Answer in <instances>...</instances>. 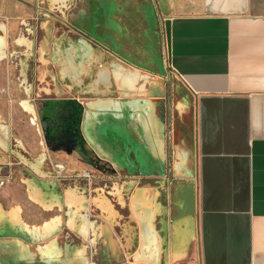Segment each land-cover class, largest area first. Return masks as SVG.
<instances>
[{
  "label": "crops",
  "instance_id": "1",
  "mask_svg": "<svg viewBox=\"0 0 264 264\" xmlns=\"http://www.w3.org/2000/svg\"><path fill=\"white\" fill-rule=\"evenodd\" d=\"M110 1L115 8H99L93 16L91 10L86 13L90 2L87 11L81 5L73 15L75 28L91 33L98 25L122 39L133 30L145 31L136 0ZM167 1L174 4L164 22L167 64L194 99L195 166L188 165L190 151L177 145L173 175L178 180L194 176L196 216L183 211L191 182H175V199L170 184L159 185L154 177L169 147L157 100L146 96L156 93L150 84L157 86V79L133 67L136 61L121 40L107 39L103 46L128 53L119 55L129 63L117 70L108 65L106 72L124 101L94 90L83 94L82 132L117 173L149 175L151 183L133 187L127 198L120 175L103 173L92 187L74 178L89 166L83 159L65 147L49 151L43 144L46 154L43 150L31 161L24 196H18L14 182L0 188V264H98L99 259L100 264H264V0ZM3 14L0 9V18ZM46 20L54 21L39 25ZM12 24L0 22V173L11 160L10 137L33 129L29 113L38 117L44 133L48 122L40 115L56 111L39 109L34 92L27 98L16 90L19 82L11 80L6 57L10 30L23 26ZM22 34L14 37L18 45L27 44ZM82 47L85 56L93 55L92 48ZM147 52L144 45L141 57ZM133 72L146 77L142 94L132 92L138 88ZM100 74L95 75L98 83ZM92 77V71L83 74L82 81L92 82ZM123 89L131 92L122 94ZM54 162L64 169L52 168ZM132 167L140 173L128 171ZM101 181L113 185L114 199L102 192ZM182 185L188 191L181 199Z\"/></svg>",
  "mask_w": 264,
  "mask_h": 264
},
{
  "label": "rangeland",
  "instance_id": "2",
  "mask_svg": "<svg viewBox=\"0 0 264 264\" xmlns=\"http://www.w3.org/2000/svg\"><path fill=\"white\" fill-rule=\"evenodd\" d=\"M56 1L57 0H0V9L4 12L3 16L0 18V22L6 24L13 23V26L18 22V24L23 26V29L21 28L19 32L15 30V27L10 30V49L7 52L6 58L10 66L8 68H10L11 71V80L19 82L16 90H18L21 95L24 94L27 98H31V94L34 92L37 97L35 101L39 104L41 100L38 98L32 72L39 23L44 19H53L56 23L61 25L64 24L69 27H75L73 15L79 13L81 5V10L87 11L86 7L89 6L88 2L92 0H60L58 3ZM106 1L109 3L107 4L109 10L106 9V11H111L116 7L110 0ZM136 1L138 10L145 18L146 28L143 32L133 30L131 36L127 35L128 40L125 45L130 49L128 53H130V55H132L131 57L136 61L134 62L136 64H132L134 68L136 67V69H138L137 67H139L143 69V71H146V73L157 75V114L167 125V135H169V147L167 148L165 162L163 167H159L160 171H157V175L153 176L155 178L158 177L157 181L159 185L163 183L170 184L171 198H175L172 192V188L178 186L174 185L175 182H191L192 188L189 195L187 193L185 197L188 190L184 185L181 186L180 193L178 194L181 199L185 197L182 199V201L185 202L183 206L185 215H193L195 217L197 213V200L195 195L196 181L193 179L194 176L192 180H178L175 179L173 175L175 166L173 156L175 151H177V145L181 144L187 151H190L191 158L188 165L193 169L195 166L194 99L187 88L183 86L180 78L167 64L164 22L167 16L173 14L174 4L169 3L167 0ZM89 10L91 9H88V12H86L87 14H90ZM91 14L92 16L94 15L93 11H91ZM100 16L98 15L97 18H90L88 22L94 23ZM103 19L104 18L101 16L99 21H103ZM79 30L100 44H104L107 39L113 40L116 37L113 35L114 33L111 34L107 32L105 28L98 25H96V32H84L85 30L80 28ZM21 33H23L22 36L26 37V45H18L14 41V37L16 35H21ZM144 45L147 46L148 52L146 53V57H141V50L144 48ZM133 53L136 54L135 57ZM150 88L152 89L153 87ZM33 119H35L34 115L29 113L28 121L33 128L32 130L30 129L26 131V133L24 131H19L16 132L17 135H15L14 138L10 137L12 148L8 155L11 157V160L6 165H1L0 188L3 187L6 182H14L17 186L19 197L24 196L25 178L33 174L31 161L46 153L43 149L40 131L37 124L33 122ZM49 162L50 160L48 158L46 165H48ZM52 168H57V170L64 169L63 166H60L56 162H54ZM86 170L91 172V180L81 176L83 171L76 172L77 175L74 178L80 179V181L86 180L89 184H92L91 186L93 187V185H96V183L101 180L100 177L103 176V173H100L98 169L92 167H88ZM120 174V179L123 181L136 179L137 185H149L151 183V179L148 177L149 175H138L127 171H120ZM166 187L168 188V185H166ZM179 195L178 199H180ZM174 198L171 204L176 202L175 199L177 196L175 199ZM174 218H177V216H174Z\"/></svg>",
  "mask_w": 264,
  "mask_h": 264
},
{
  "label": "flooded vegetation",
  "instance_id": "3",
  "mask_svg": "<svg viewBox=\"0 0 264 264\" xmlns=\"http://www.w3.org/2000/svg\"><path fill=\"white\" fill-rule=\"evenodd\" d=\"M92 1L90 2V9L93 13L99 11V8L109 10V6H107L109 3L106 0ZM130 8L133 9L132 6ZM123 9L127 10V5ZM115 36V40H121L120 43L127 44L125 43L128 40L127 34L123 36L124 39H122V36ZM83 45L92 48L94 51L93 55L85 56L79 49ZM117 51L119 54H128L126 51ZM119 54L92 40L91 37L75 27L63 25L62 27L50 28L49 24H44L38 27L35 42V58L32 64L33 82L36 85L38 98L41 100L39 109L44 108L43 111H46L47 108L56 110L53 113L50 112L45 115H40L42 121L44 120L45 123L48 122L44 133L40 132L42 143L48 147L49 151H54V149L60 150L58 146L65 147L67 151L76 153L83 159L89 165L88 167L98 169L100 173L107 175L117 174L118 176L121 175L120 172L118 174L113 165L99 156L90 144H88L82 132L85 104L81 101V97L83 94L94 90L100 95L112 97L116 103L124 101L120 97V91L117 89V82L115 83L114 78L109 77V73H106L108 71V65H112L117 70L124 67L123 65L125 63H129ZM137 68L143 71V69ZM102 70H104L103 73ZM91 71L93 76L92 82H94L92 83L85 79L82 81L83 74H89ZM98 72L103 74L102 76L100 74V78L97 77V79H100V84L97 82L95 76ZM132 76L138 80V88L132 92L134 94H142L143 89L141 84H143L145 76L138 72H133ZM96 84L99 86L98 89L94 87L97 86ZM105 86H107L106 89ZM130 92L124 89L121 90L122 94H128ZM34 96V99H37L35 93ZM38 120L36 116L33 122L37 124ZM52 146H55L53 150ZM46 158H49V153H47ZM133 170V167L128 168V171ZM134 171L140 173L141 169L138 167ZM121 183H123L122 186L125 190L124 197L126 198L129 197L131 189L138 186L136 179L131 181H123L121 179ZM99 186H103L104 191L102 192L104 194L114 199L115 195L113 192L115 190L113 189V185L102 183ZM99 186L95 187L97 192H101ZM136 242L132 245L133 247H135ZM100 261L99 259L98 264L101 263Z\"/></svg>",
  "mask_w": 264,
  "mask_h": 264
},
{
  "label": "water",
  "instance_id": "4",
  "mask_svg": "<svg viewBox=\"0 0 264 264\" xmlns=\"http://www.w3.org/2000/svg\"><path fill=\"white\" fill-rule=\"evenodd\" d=\"M49 24V26H50V28H54L55 26H57V27H62V25H60L59 23H57V24H55V22L54 21H52V20H46V21H44V22H42V24ZM148 75V74H147ZM148 76H150L151 78H156L157 79V76H153V75H148ZM150 87H153V88H155L156 89V91H157V86H152L151 84H150ZM146 96H148V97H151V98H153V99H156L157 100V93H155V94H147ZM136 107H138V106H136ZM132 111H138V108H133L132 107ZM125 141V140H124ZM124 148H125V150H126V152H127V154H129L130 153V149L128 148V142L125 144V146H124ZM161 161H162V163H161ZM164 161H165V158H162L161 160H159L158 162L159 163H161L160 165L163 167V164H164ZM133 164V163H132ZM114 165H116V164H114ZM134 165V164H133ZM159 165V164H158ZM159 165V166H160ZM117 166V165H116ZM127 166H129V163H127ZM116 171V170H115Z\"/></svg>",
  "mask_w": 264,
  "mask_h": 264
},
{
  "label": "built area",
  "instance_id": "5",
  "mask_svg": "<svg viewBox=\"0 0 264 264\" xmlns=\"http://www.w3.org/2000/svg\"><path fill=\"white\" fill-rule=\"evenodd\" d=\"M81 176H82L83 178H86V179H89V180L92 179V174H91V172H89V171H87V170L83 171L82 174H81Z\"/></svg>",
  "mask_w": 264,
  "mask_h": 264
}]
</instances>
